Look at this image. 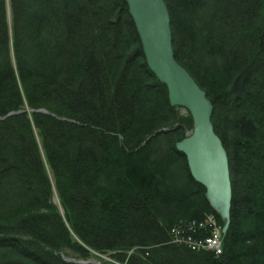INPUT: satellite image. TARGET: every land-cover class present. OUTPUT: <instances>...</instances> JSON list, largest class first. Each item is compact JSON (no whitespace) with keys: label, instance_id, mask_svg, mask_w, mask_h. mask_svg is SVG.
Returning <instances> with one entry per match:
<instances>
[{"label":"trees","instance_id":"16d2710c","mask_svg":"<svg viewBox=\"0 0 264 264\" xmlns=\"http://www.w3.org/2000/svg\"><path fill=\"white\" fill-rule=\"evenodd\" d=\"M164 1L227 154L222 253L167 241L183 220H222L175 146L191 116L148 67L126 1L0 0V264H96L90 250L264 264V0Z\"/></svg>","mask_w":264,"mask_h":264},{"label":"water","instance_id":"95a60500","mask_svg":"<svg viewBox=\"0 0 264 264\" xmlns=\"http://www.w3.org/2000/svg\"><path fill=\"white\" fill-rule=\"evenodd\" d=\"M125 1L148 67L165 84L170 104L186 108L191 116L190 133L175 146L185 155L191 176L204 186L208 203L223 221L225 232L230 219L231 182L227 154L211 122L212 103L174 57L165 1Z\"/></svg>","mask_w":264,"mask_h":264},{"label":"bare ground","instance_id":"6f19581e","mask_svg":"<svg viewBox=\"0 0 264 264\" xmlns=\"http://www.w3.org/2000/svg\"><path fill=\"white\" fill-rule=\"evenodd\" d=\"M186 111L188 112L187 109H186ZM193 180L196 181L194 178H193ZM204 196H205V192H204ZM205 198H206V196H205ZM206 200H207V198H206ZM207 202H208V200H207ZM230 206H231V203H230ZM183 224L184 225L174 226L170 229V234L172 237L169 238L167 241L177 243V244L185 246L189 249H191L190 247H192V245H195V247H193L192 250H195V251H198V250L211 251L215 256H218L219 254L222 253L223 236H224V233L226 232L229 224L226 227L225 232H223L222 228H223L224 223L222 221V224H221L218 221L217 216L214 212H211V211L205 212L204 214H202L201 217L183 220ZM198 227L201 228L199 233H198ZM175 237L179 238L178 242L175 239ZM217 248H219V250H217ZM130 252H131V250L128 251V254ZM98 264H102V263L99 261Z\"/></svg>","mask_w":264,"mask_h":264},{"label":"rangeland","instance_id":"374dc122","mask_svg":"<svg viewBox=\"0 0 264 264\" xmlns=\"http://www.w3.org/2000/svg\"><path fill=\"white\" fill-rule=\"evenodd\" d=\"M9 15V14H8ZM179 108H178V116H180V117H185V115L187 114V111H186V109L184 108V107H182V106H178ZM183 127V126H182ZM181 127V128H182ZM185 130V129H184ZM189 132H187L186 134H188ZM107 171V170H106ZM104 175H105V179H106V177L109 175L107 172H105L104 173ZM52 198H53V201L55 202V203H57V205L59 206V203H58V198H57V195H56V192H55V190L53 189V195H52ZM192 250V249H191ZM90 253L93 255V258H90L91 260V262H94V263H96V264H98L99 263V261L101 262V260H105V261H110L108 258H107V255H103V254H98L96 251H93V250H90ZM72 259H74V258H71V260ZM101 259V260H100ZM75 261H79V262H88L87 260H76V259H74Z\"/></svg>","mask_w":264,"mask_h":264},{"label":"built area","instance_id":"2783aa9c","mask_svg":"<svg viewBox=\"0 0 264 264\" xmlns=\"http://www.w3.org/2000/svg\"><path fill=\"white\" fill-rule=\"evenodd\" d=\"M200 230H201V228L198 227V233L200 232ZM175 239L178 242L179 238L175 237ZM193 247H195V245H192V247H190V248L193 249ZM217 250H219V248H217Z\"/></svg>","mask_w":264,"mask_h":264}]
</instances>
